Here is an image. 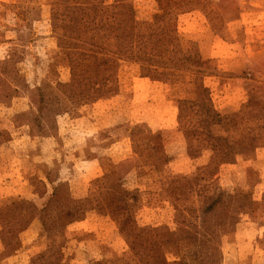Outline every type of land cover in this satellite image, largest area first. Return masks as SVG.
Instances as JSON below:
<instances>
[{"label":"rangeland","instance_id":"obj_1","mask_svg":"<svg viewBox=\"0 0 264 264\" xmlns=\"http://www.w3.org/2000/svg\"><path fill=\"white\" fill-rule=\"evenodd\" d=\"M117 1L0 0V264H145L150 251L130 248L123 218L181 235L158 241L169 263L264 264V0H123L143 31L166 29L201 70L141 75L119 60L114 91L72 102L54 19L89 20L86 5ZM199 84L221 118L210 134L254 139L220 163L200 144L192 155L178 122L179 100L198 98ZM110 175L124 206L115 218L96 205ZM60 196L90 202L61 225ZM208 196L217 202L201 214ZM198 225L209 235L187 238Z\"/></svg>","mask_w":264,"mask_h":264},{"label":"trees","instance_id":"obj_2","mask_svg":"<svg viewBox=\"0 0 264 264\" xmlns=\"http://www.w3.org/2000/svg\"><path fill=\"white\" fill-rule=\"evenodd\" d=\"M85 8L92 12L91 18H94L97 10H99L98 19L94 21L90 18L81 21V17H78L71 20L70 16L67 22H57L58 20L54 19L56 21L54 22V28H56L58 43L62 45L68 56L70 68L69 81L61 85L70 92L69 96L72 102H83L114 91L116 88L115 70L119 60L136 62L138 72L141 75H159L169 69L171 71L182 70L180 63L184 62L190 64L186 67L189 71L198 73L201 70L198 59L192 60L195 63L189 62L192 56L184 54V51H182L184 49L181 48L178 40L176 39L174 42V36L166 29L160 27L156 31H143L140 23L133 18L131 7L125 4L123 0H118L107 7H98L96 3H91L86 5ZM83 13L87 17L89 16L85 10H83ZM158 68H161V70H158ZM195 92L198 98L181 99L178 103V122H182L186 135H190L188 142H190V146L192 145L189 148L192 150V155L197 154L201 148L208 149L210 160L220 163L228 160L238 150L237 148L241 149L252 145L254 139L250 136H246V139L242 137L228 141L222 136L211 135L209 128L212 124L217 123L216 120L221 119L220 115L210 106L207 90L203 85L199 84ZM252 102V98L248 97L244 106L249 109ZM237 111L232 112L230 117H222L224 123H231ZM194 144H200L201 148L193 147ZM142 151L143 149H139L138 155ZM127 164V162L120 163V171L124 170ZM203 169L208 170V166ZM111 178L112 175L106 176L99 182L97 189L105 188V191L96 205L98 209H104V213H107L111 218H115L124 212V206L121 193L108 185ZM183 181L186 183L190 180L184 179ZM182 188H185V186ZM190 189V186H188L186 191ZM175 190L178 189L174 187ZM58 195L57 192H53L52 201L58 199ZM60 197H62L63 204L55 213L53 220L61 225L79 218L90 202L86 198ZM207 198L208 203L199 207H202L201 214L211 209L217 202V198L210 199L209 196ZM15 211L14 209L12 213H15ZM19 219L23 218L20 216ZM201 221H203V218H201ZM23 228L13 231L14 233L10 236L17 237L16 233ZM120 228L131 237L130 248L135 249L136 253L142 248L148 247L147 249L150 251L148 257L150 259L143 260L145 264H177L175 261L169 263L164 259L159 252L158 241L167 239L178 242L182 239L181 235L165 227L136 228L131 225L127 218L121 220ZM184 233L190 234L186 235L187 238L196 235L206 238L209 235L208 227L205 228L203 225H198L193 229H185ZM205 244L200 243L198 246Z\"/></svg>","mask_w":264,"mask_h":264}]
</instances>
